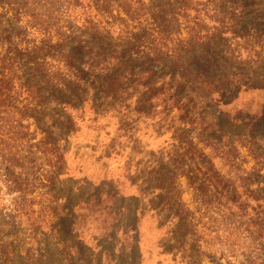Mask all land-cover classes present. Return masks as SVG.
Listing matches in <instances>:
<instances>
[{
  "label": "rangeland",
  "instance_id": "374dc122",
  "mask_svg": "<svg viewBox=\"0 0 264 264\" xmlns=\"http://www.w3.org/2000/svg\"><path fill=\"white\" fill-rule=\"evenodd\" d=\"M24 1L0 0V210H7L16 195L8 190L10 180L28 177L37 187L33 208L39 213L33 217H44L42 231L53 219L48 220L50 212L59 213L52 223L66 237L69 247L74 245L66 254L68 260H81L83 264H264V176L255 172L253 167L259 166L246 147H241L234 162L194 138L192 145L207 155L202 167L212 169L208 178L206 172H200L199 155H193L192 160H175L183 148L177 151L170 147L169 121L157 114L153 120L141 118L130 124L138 142L120 146L119 141L126 140L123 135L114 142L116 150L101 158L103 143L116 136L117 123L109 115L104 117L108 125L102 126L103 119L91 121L85 106V118L77 122V132L70 137L69 150L64 154L66 175L54 177L53 145L40 140L49 128L50 116L62 104L52 99L46 102L51 105L42 109L33 104V96L23 93L17 68L25 60L23 56L14 57L26 43L39 44L43 36L41 22L33 17L37 11L33 6L25 5L20 10L26 17L17 18L16 8ZM37 1L29 0L32 5ZM47 1L52 0H40ZM68 1H56L53 9V30L57 32L77 25L78 32L84 29L94 33L97 20L111 27L114 37L127 28L120 17L127 19L124 10L130 0H81L80 8ZM186 3L188 7L178 15L182 26L198 14L207 26L211 24L203 16L205 0ZM131 26L129 20L128 30ZM46 60L48 64L57 63L50 57ZM10 75L15 77L10 80ZM99 99L107 103L103 97ZM225 108L230 116L260 113L264 110V88L240 91ZM131 114L121 117L129 120ZM97 130L107 134L96 135ZM113 186L117 195L111 204L113 195L107 193ZM97 200L102 201L101 206ZM73 221L76 232L63 229ZM28 224L21 222L22 231ZM78 233L85 246H77ZM29 238H25L24 248L30 245ZM63 255L52 250L49 263L57 264Z\"/></svg>",
  "mask_w": 264,
  "mask_h": 264
},
{
  "label": "trees",
  "instance_id": "16d2710c",
  "mask_svg": "<svg viewBox=\"0 0 264 264\" xmlns=\"http://www.w3.org/2000/svg\"><path fill=\"white\" fill-rule=\"evenodd\" d=\"M56 1L59 0H38L32 5L26 0L18 4V19L26 17L20 9L27 4L37 10L33 17L41 22L43 36L39 44L26 43L14 57H24L17 68L18 78L25 96H33V104L42 109L51 105L46 102L52 99L62 104L50 116L49 128L40 140L53 145L54 177L66 175L64 154L69 150L70 137L77 132V122L85 118V106L91 121L103 119L105 126L109 122L104 117L109 115L117 123L116 136L103 143L101 158L116 150L114 142L123 135L126 140H120V146L138 142L130 124L141 118L153 120L159 114L158 118L169 121L167 130L173 142L170 147L177 151L183 148L175 160H192L193 155H199L200 172L210 178L212 169L202 167L207 155L192 145L194 138L234 162L243 146L259 166L253 167L255 172L264 176L259 172L264 170V110L230 116L225 108L240 91L264 88V0H205L203 16L209 18V26L199 14L182 26L178 15L188 7L187 0H130L124 10L127 19L120 17L127 28L116 37L110 33L111 27L101 25L99 20L94 33L84 29L78 32L77 25L60 32L53 30ZM68 2L75 8L82 4L81 0ZM129 20L132 26L128 30ZM106 23L112 25L108 20ZM48 57L57 63L48 64ZM14 77L10 75L9 79ZM101 97L107 103L100 102ZM131 111L129 120L122 119ZM102 132L107 134L97 130L96 135ZM208 163L212 165L209 160ZM7 186L16 195L7 210H0V264H50L52 250L64 254L57 264H83L81 260L67 259L74 245L69 247L66 237L52 223L59 213L50 212L48 220L53 219L48 229L41 231L44 217H33L39 213L33 208L37 188L34 180L11 179ZM114 189L115 186L107 193L113 195L111 204L117 195ZM101 202L97 200L96 204L101 206ZM22 221L29 223L24 228L29 230L26 233L20 228ZM74 224L75 221L63 229L76 232ZM76 236L77 246H85L82 236ZM25 238L30 241L27 248Z\"/></svg>",
  "mask_w": 264,
  "mask_h": 264
}]
</instances>
